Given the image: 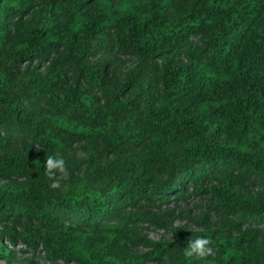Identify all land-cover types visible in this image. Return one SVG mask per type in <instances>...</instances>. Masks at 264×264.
Segmentation results:
<instances>
[{
    "label": "trees",
    "instance_id": "obj_1",
    "mask_svg": "<svg viewBox=\"0 0 264 264\" xmlns=\"http://www.w3.org/2000/svg\"><path fill=\"white\" fill-rule=\"evenodd\" d=\"M193 194L232 220L193 234L147 209ZM197 237L215 255L185 256ZM17 244L53 264H264V0H0V258Z\"/></svg>",
    "mask_w": 264,
    "mask_h": 264
},
{
    "label": "rangeland",
    "instance_id": "obj_2",
    "mask_svg": "<svg viewBox=\"0 0 264 264\" xmlns=\"http://www.w3.org/2000/svg\"><path fill=\"white\" fill-rule=\"evenodd\" d=\"M107 46L108 44L106 41L105 43L101 41L95 44V49L99 58L102 55L103 50H106ZM134 64L135 62L132 59H124V62L118 66L120 74L124 75V73L129 68L134 66ZM85 169L86 168L83 167V170ZM215 206V201L212 200L209 196L193 194L188 196L184 200L177 199L172 195L169 197V200H167V202H164L162 204L157 202L155 206H148L147 209L148 211L153 212L159 221L165 219L164 216L166 214H170L169 217L173 219L174 226L186 227L189 232L193 234H199L204 233L206 230L218 231L221 228V225L226 222V220H232L223 212H217L215 210ZM186 216L196 217L199 219H207V222L205 224L206 226L200 227L196 226L193 223H188V220L185 218ZM179 217H181V219ZM138 227L142 234L152 242L171 243L177 239L176 235L169 229V226L162 222L161 224H151L150 222H143L138 224ZM8 247L13 252L14 261L10 263L7 259L0 258V264H32V262H34L35 264H53L46 259L45 254L41 250L33 251L21 244H17L16 246L8 245ZM149 251V248L145 246H139L138 248L132 249V254L134 256H142ZM55 264L65 263L58 262Z\"/></svg>",
    "mask_w": 264,
    "mask_h": 264
},
{
    "label": "clouds",
    "instance_id": "obj_3",
    "mask_svg": "<svg viewBox=\"0 0 264 264\" xmlns=\"http://www.w3.org/2000/svg\"><path fill=\"white\" fill-rule=\"evenodd\" d=\"M45 175L51 180L49 187L57 189L60 187V177L68 175L67 165L63 158L58 155H48L45 158ZM214 242L207 237L190 238L187 246L184 248V255L187 257L196 256L198 258H207L215 255Z\"/></svg>",
    "mask_w": 264,
    "mask_h": 264
}]
</instances>
